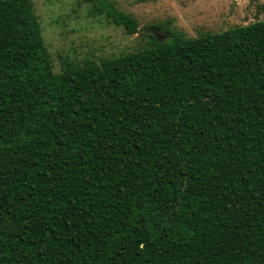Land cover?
Here are the masks:
<instances>
[{"label": "trees", "instance_id": "obj_1", "mask_svg": "<svg viewBox=\"0 0 264 264\" xmlns=\"http://www.w3.org/2000/svg\"><path fill=\"white\" fill-rule=\"evenodd\" d=\"M55 71L33 0H0L2 264H264V19Z\"/></svg>", "mask_w": 264, "mask_h": 264}, {"label": "rangeland", "instance_id": "obj_2", "mask_svg": "<svg viewBox=\"0 0 264 264\" xmlns=\"http://www.w3.org/2000/svg\"><path fill=\"white\" fill-rule=\"evenodd\" d=\"M42 25L46 45L55 71L67 59L98 61L148 44L139 32L127 34L123 27L107 22L103 15L91 13L87 0H33ZM131 13L139 27L170 23L171 29L197 36L205 31L226 30L264 19V0H115ZM160 28L159 38H169Z\"/></svg>", "mask_w": 264, "mask_h": 264}, {"label": "water", "instance_id": "obj_3", "mask_svg": "<svg viewBox=\"0 0 264 264\" xmlns=\"http://www.w3.org/2000/svg\"><path fill=\"white\" fill-rule=\"evenodd\" d=\"M140 32L146 33V34H152V35H155L156 37H159L160 28L155 27V26H145L140 29ZM0 264H2L1 261H0Z\"/></svg>", "mask_w": 264, "mask_h": 264}]
</instances>
